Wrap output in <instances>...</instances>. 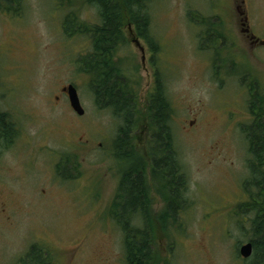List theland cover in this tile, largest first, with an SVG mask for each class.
<instances>
[{
    "label": "rangeland",
    "instance_id": "1",
    "mask_svg": "<svg viewBox=\"0 0 264 264\" xmlns=\"http://www.w3.org/2000/svg\"><path fill=\"white\" fill-rule=\"evenodd\" d=\"M229 3L154 0L147 34L158 53L139 37L142 53L127 25L128 43L116 57L138 81L132 134L147 166L148 99L160 62L177 158L188 178L187 203L171 220L170 234L157 220L154 264H253L239 254L251 234L246 217L254 216L241 204L255 191L245 186L252 174L243 130L252 120V94L264 99V43L252 47L241 27L217 22L236 17ZM243 9L264 40V0H247ZM100 17L85 0H25L20 16L0 11V111L18 129L0 148V264H19L36 243L54 264H127L124 233L111 215L130 165L114 150L123 120L96 103L81 62L93 40L77 26L99 24ZM70 83L78 88L83 115L61 91ZM160 188L151 181L157 216L166 205Z\"/></svg>",
    "mask_w": 264,
    "mask_h": 264
},
{
    "label": "trees",
    "instance_id": "2",
    "mask_svg": "<svg viewBox=\"0 0 264 264\" xmlns=\"http://www.w3.org/2000/svg\"><path fill=\"white\" fill-rule=\"evenodd\" d=\"M24 1L0 0V11L20 16L24 10ZM85 1L100 9L101 23L77 25L81 31L89 33L93 40V51L81 61L83 70L90 75V86L98 107L112 110L123 120L114 144L115 156L130 161L128 168L123 171L111 215L119 222L124 233L126 263L154 264L157 259V220L163 230L170 234L171 220H178V215L187 203L185 189L188 178L177 158L171 125L173 109L163 77L157 72V86L150 92L148 99L151 125L148 153L151 160L147 166L145 159L138 156L132 134L137 120L138 97L135 86L138 81L123 72L116 61L120 47L128 43L125 34L127 25H133L137 35L151 43V50L158 53L157 41L150 39L147 34L150 25L147 9L154 0ZM69 23V20L66 21V30L72 35L76 31L71 30L74 26H69ZM156 65L160 67V62ZM253 86L252 91L257 90V84L253 83ZM252 97V120L243 131L249 143L251 156L248 163L252 174L245 186H251L255 191L252 190L251 199L241 206L250 209L254 216L246 217L251 223V234L243 243H253L254 252L249 258L253 264H264V99L260 98L258 91ZM17 133L18 129L10 114L0 111V148L9 145ZM150 179L156 186L157 182L160 184L161 197L166 203L165 209L158 216L153 211ZM45 256L49 262L45 263ZM19 264L54 263L36 243L19 260Z\"/></svg>",
    "mask_w": 264,
    "mask_h": 264
},
{
    "label": "flooded vegetation",
    "instance_id": "3",
    "mask_svg": "<svg viewBox=\"0 0 264 264\" xmlns=\"http://www.w3.org/2000/svg\"><path fill=\"white\" fill-rule=\"evenodd\" d=\"M245 4L247 5V0H242L240 3H239L238 0H230V3L228 5V7H227L228 8L227 11H228L229 14H232V13L235 14L236 17L233 18V19H231L229 17L227 20H224V19L218 17L217 22L221 23V25H226V23H227V24H233V26L235 25L236 27L237 26L238 27H241L240 32L242 33L243 37L244 38H247V40L250 41V44L252 45V47H255L258 44H261L262 42H264V40L262 38H260L259 36H257V34L252 29V25L250 23V16H249V14H246L245 9H243V5H245ZM191 20H194L195 21L196 19H191ZM199 21H201V23H205L207 20H204L203 21V20L200 19ZM216 25L222 27L218 23ZM129 27H131V29H130V35L133 36V34H136V36H138L137 33H136V29L134 28V26L133 25H129ZM132 27H133L134 30L132 29ZM211 34H213V33H211ZM136 38H138L140 40L139 36L136 37ZM259 39H261V40H259ZM258 40H259V42H258ZM144 53H145V48H144ZM155 70H156V73L154 74V79L155 80H154V86H153V89L152 90H154L156 88V86H157V81H158L157 80L158 79L157 78L158 77L157 72H158V74H160V72H159L160 71V67H157V65H156V69ZM70 84H72V83H70ZM68 85H66V86H68ZM66 86H63L61 88V91L63 92V94H65L66 96H68V93L64 91V88ZM56 98L57 99H60V96H57ZM68 98H69V96H68ZM69 102H70V100H69Z\"/></svg>",
    "mask_w": 264,
    "mask_h": 264
},
{
    "label": "water",
    "instance_id": "4",
    "mask_svg": "<svg viewBox=\"0 0 264 264\" xmlns=\"http://www.w3.org/2000/svg\"><path fill=\"white\" fill-rule=\"evenodd\" d=\"M136 45L141 49L142 53H144V47L142 46L140 40L138 38L134 39ZM264 43V42H263ZM145 60V55H143V61ZM64 91L68 93L71 107L79 114L83 115L85 113V109L82 105L79 92L77 87L74 84H69L64 88ZM254 246L251 241L241 244L239 247V254L241 257L245 259H249L253 255Z\"/></svg>",
    "mask_w": 264,
    "mask_h": 264
}]
</instances>
